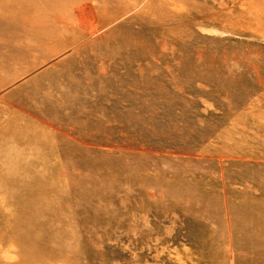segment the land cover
Returning a JSON list of instances; mask_svg holds the SVG:
<instances>
[{"label": "rangeland", "instance_id": "374dc122", "mask_svg": "<svg viewBox=\"0 0 264 264\" xmlns=\"http://www.w3.org/2000/svg\"><path fill=\"white\" fill-rule=\"evenodd\" d=\"M0 12V264H264V0Z\"/></svg>", "mask_w": 264, "mask_h": 264}, {"label": "bare ground", "instance_id": "6f19581e", "mask_svg": "<svg viewBox=\"0 0 264 264\" xmlns=\"http://www.w3.org/2000/svg\"><path fill=\"white\" fill-rule=\"evenodd\" d=\"M40 1V0H39ZM30 2V1H29ZM38 4V3H37ZM5 6V5H4ZM38 6V5H37ZM61 8V7H60ZM59 9V8H58ZM57 12V11H56ZM55 13V12H54ZM56 15V14H55ZM58 15V14H57ZM1 17H2V13L0 12V19H1ZM89 17V16H88ZM91 17V16H90ZM57 18V17H56ZM85 18V17H84ZM83 17H82V19H84ZM1 20H3V19H1ZM89 20V19H88ZM87 20V21H88ZM84 23H85V21H83ZM89 22V21H88ZM82 23V22H81ZM29 25L32 27V28H35V27H37L38 26V22L37 21H35V20H30L29 21ZM87 25V24H86ZM264 26V25H263ZM84 29V28H83ZM82 31V30H81ZM19 42H21V41H19ZM22 44V43H21ZM49 44H51V43H49ZM52 45H54V44H52ZM56 45V44H55ZM51 47V46H50ZM54 47V46H53ZM52 50V49H51ZM50 50V51H51ZM53 52V51H52ZM18 181H20V182H22V184L24 183V181H26V179H23V178H19L18 179ZM17 184H19V183H17ZM19 185H21V184H19Z\"/></svg>", "mask_w": 264, "mask_h": 264}]
</instances>
